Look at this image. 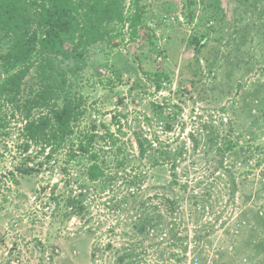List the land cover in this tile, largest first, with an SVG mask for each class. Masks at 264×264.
<instances>
[{"label": "rangeland", "instance_id": "374dc122", "mask_svg": "<svg viewBox=\"0 0 264 264\" xmlns=\"http://www.w3.org/2000/svg\"><path fill=\"white\" fill-rule=\"evenodd\" d=\"M188 1L142 0L146 21H152L154 33L166 39L161 61H156L148 43L130 45L128 49L116 38L110 45L98 43L89 49V65L84 71V76H89L98 67L103 71V62L113 65L112 73L104 71L109 78L102 84L96 82L94 87L86 88L88 102L93 103L88 119L114 132L112 116L126 115V119L120 118L124 135L118 133L123 140L133 137L135 124L145 116L151 126L143 129L150 139L156 137L162 147L183 148L186 154L178 173L179 184L173 190L183 199L171 217L164 204L165 198L172 197V192L164 189L171 181L170 168L165 164L152 167L145 160L120 171V178L102 192L88 183L83 198L86 217L71 216L75 220L70 225L71 217L63 216L61 206L55 212L57 219L47 224L48 240H52L55 230L74 232L60 241L61 263L116 264L120 255H132L125 262L138 257L140 261L159 263L175 260L174 254L184 255L185 260L197 257L205 264H264V248L256 247V237L264 235L260 225L264 224V0H218V7L213 4L215 0H200L209 5L200 11L203 4L194 10ZM190 10L194 11L193 20L188 15ZM211 10L214 17L210 16ZM192 35H200L204 43L198 58L194 44L188 42ZM113 44L119 46L112 48ZM150 72L169 77L158 92L147 78ZM162 103L166 109L159 112L156 105ZM8 108L0 105V195L7 187L4 175L17 171L18 178L17 188L7 191L11 199L0 203V227L7 218L30 209L28 196L38 193L46 198L52 190L58 195L65 189V181L75 193L79 190L77 182L86 181L83 167H78L79 171L77 167L61 170L62 156L55 158L58 173H50L46 170L51 164L45 169L38 166V146L31 145L24 153L19 122L6 118L5 113L11 110ZM166 123L172 124L170 131L164 129ZM212 131L219 137L218 145L229 138L236 141L235 152L240 147L250 149V145H258L259 152L252 153L248 165L245 155L240 158L229 152L221 163L214 146L207 142ZM193 138L198 140L197 147ZM127 152L136 157V149ZM256 161L260 163L255 165ZM22 167L34 171L21 175L17 169ZM134 175L144 178L127 189ZM183 185L182 190L179 187ZM145 214H158L165 223L173 222L175 217L180 224L177 237L182 242H170L166 226L138 233L134 223ZM22 225L29 228L30 220ZM4 245L0 242V252ZM168 246L170 249H166Z\"/></svg>", "mask_w": 264, "mask_h": 264}, {"label": "trees", "instance_id": "16d2710c", "mask_svg": "<svg viewBox=\"0 0 264 264\" xmlns=\"http://www.w3.org/2000/svg\"><path fill=\"white\" fill-rule=\"evenodd\" d=\"M201 4L199 11L209 7L200 0L188 1L194 10ZM213 4L218 7L219 1L215 0ZM211 12L210 16L214 17ZM188 15L193 20L194 11L190 10ZM146 19L142 0H129L128 7L126 0H0V105L7 104L20 111L26 120L21 132L27 141L23 144L25 150L30 147L28 142L38 145L42 153L47 150L44 160L38 163L40 166L51 160L56 163L55 158L62 156L63 172L75 167L78 171L83 167L85 171L83 175L86 181L81 184L77 182V192L73 193L68 188L69 181H65V189L57 195L62 200L65 218L72 215L80 219L86 217L87 207L83 198L88 191V183L93 184L95 191L102 192L120 178V171L132 168L134 162L141 164L143 160L152 167L165 164L170 168L171 181L164 189L170 190L172 197L165 198L164 204L171 217L183 199L181 195H175L173 190L179 184L178 173L186 153L180 146L162 147L156 137L150 139L143 129L149 130V118L143 116L135 124L137 129L130 132L133 137L129 135L123 140L118 133L124 135L121 133L120 118L126 119V115L119 117L120 114L115 113L112 116L111 121L116 125L114 132H110L103 124L100 128L93 119H88L93 103L88 102L86 88L94 87L97 83L100 85L109 78L106 72L102 73L98 69L101 67L96 68L91 75L84 76L89 65V49L98 43L110 45L116 38L122 43L128 34V49L130 45L139 47L148 43L150 51L156 56L159 54L155 48L156 36L149 31L150 21ZM199 36L192 35L188 40L189 44H194L197 58L204 46ZM115 46L119 44H113L112 48ZM105 54L107 59L109 53ZM100 66L104 68L103 72L106 69L109 73L113 72V65L110 66L107 61ZM147 78L152 80L156 92L162 88L164 81H169L167 74L161 72L147 73ZM156 108L163 112L166 104H157ZM98 128L103 131L100 132ZM172 128L171 123L164 126L166 131ZM218 140L214 131L208 135L207 142L214 146L215 155L221 163L227 152L240 158L245 155L244 161L252 158L255 150L259 152L258 145H250V149L240 147L235 152L236 141L224 138L218 145ZM193 144L194 147L198 146L196 138H193ZM129 148L136 149V157L127 152ZM261 150L263 152L264 148ZM255 163L258 165L260 161ZM17 170L21 175H29L34 171L28 167ZM9 175L12 176V173ZM143 178V175L132 176L126 188L139 185ZM183 187L185 185L179 188L183 190ZM139 220L134 223L138 233L149 228L161 230L166 226L169 239L182 242V238L177 237L180 224L176 223L175 217L173 222L165 223L158 214L152 217L145 214L142 217L139 215ZM260 225L264 232V224ZM256 239V247L264 248V235ZM126 256H118L116 262L130 264L132 260H125L132 255ZM175 259L178 260L177 256Z\"/></svg>", "mask_w": 264, "mask_h": 264}, {"label": "built area", "instance_id": "2783aa9c", "mask_svg": "<svg viewBox=\"0 0 264 264\" xmlns=\"http://www.w3.org/2000/svg\"><path fill=\"white\" fill-rule=\"evenodd\" d=\"M128 6H129V0H126V7ZM177 19L181 21V17L179 15L177 16ZM154 27L155 25L152 23V21L148 22L149 31L154 33L155 32ZM154 35L158 37L156 33H154ZM165 40L166 39L163 37L159 38L158 45L155 47L156 51L159 52V54H156L155 56L157 62L163 59L164 52L162 50V44L165 42ZM124 43L126 44L127 47V44L129 43L128 34H126L125 36ZM102 73L104 72L102 71ZM9 107L10 108L8 109L11 110L8 111V113L7 112L5 113L6 118L9 121L10 120L14 121L16 119L19 122L20 133L18 134V136H20V144H24L27 141L22 136L21 132L24 124L26 123V120L23 118V115L20 111L14 110L11 106ZM246 138L248 139L249 136H246ZM28 143L30 144V147L31 145H35V144H31V142ZM30 147L22 151L26 153L30 150ZM37 150L39 151L38 152L36 151V154L37 153L39 154L38 157L41 156V162H42L44 160L45 154L47 153V150L42 153L39 146ZM245 161L247 162L246 165H248V163L251 164V159H246ZM48 164H51L50 167L48 168L46 167L45 163L41 166L38 164V166L42 167L43 169L47 168L46 171L50 173L52 172L58 173V169L54 167L56 163L53 160H51L50 163ZM240 164L241 162H237L238 166H240ZM49 168H51V170H49ZM262 168L263 167H261V170ZM16 172L17 171H12V176L4 175L3 177L4 184H6L7 187L5 190L3 189V191H1V193H4V195H0L1 197L0 203H5V201H9L11 197L10 195H6L7 191L9 192L11 191L10 189H14L15 187L17 188L16 179L18 178V174ZM45 189L46 187L43 188V190ZM38 191H40L39 188ZM61 201H62L61 198L57 196V194H54L53 190L50 191L49 194H47L46 198L40 197L38 193L28 196L27 202H29L30 209L28 208V211L27 210L22 211L21 213H17L12 217L7 218L0 227V242L2 245L5 244L0 252V264H64L61 263L60 261V256H61L60 241L63 238V236H67V235L73 236L74 232L69 231L68 233H65L63 231L55 230L53 233L52 240H48V237H46V232L49 230L47 224L51 222V219H57L55 218L56 217L55 212L57 210L59 211V208L62 206ZM83 203L86 204L85 201ZM47 210H50V212L48 213ZM28 219L30 220L31 226H29V228H23L22 225L23 221ZM58 220L60 221V219ZM70 220H71L70 225H72L75 219H72L71 217ZM151 230H152L151 228L146 229V231L152 232ZM163 235L166 234L163 233ZM162 238L163 237L161 236V239ZM168 240H170V242L173 241L171 239ZM166 249H170V247L168 246L166 247ZM176 256L178 260L176 259L173 260L172 258L169 259L168 261H160L159 263L155 260L140 261V259L136 257L137 259H133L132 261H129V263L130 264H205L197 257H193L189 260H185L183 257L184 255H181V257H179L178 255ZM176 256H174L173 254L174 258ZM239 264H245V263L242 262Z\"/></svg>", "mask_w": 264, "mask_h": 264}]
</instances>
